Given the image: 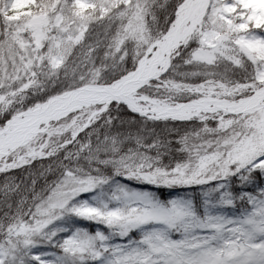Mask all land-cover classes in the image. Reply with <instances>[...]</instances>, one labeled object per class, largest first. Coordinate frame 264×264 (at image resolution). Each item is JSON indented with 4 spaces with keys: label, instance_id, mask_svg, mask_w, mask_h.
<instances>
[{
    "label": "trees",
    "instance_id": "16d2710c",
    "mask_svg": "<svg viewBox=\"0 0 264 264\" xmlns=\"http://www.w3.org/2000/svg\"><path fill=\"white\" fill-rule=\"evenodd\" d=\"M51 1L0 0V124L51 94L92 81L107 83L133 69L146 47L173 24L182 2L59 0L52 7ZM249 6L251 15L243 23L239 14L220 15L225 21L212 37L205 34V12L161 78L182 87L209 80L227 85L258 80V62L249 54L264 37L249 34L253 23L249 26L248 21L261 9L260 1L249 0ZM35 15L51 27L41 31L37 43L22 29ZM83 22L80 40L66 42V53L54 54L50 65L38 54L32 57L34 66L24 67L23 50L41 45L43 51L49 46L57 52L66 47L62 37L73 33L56 27ZM141 91L191 97L185 92L176 97L148 84ZM259 113L152 119L111 101L73 138V130L53 127L38 134L43 152L49 150L46 155L0 170V264H34L37 257L39 264H141L132 261L136 255L162 261V254L151 252L155 237L141 244L143 235L163 226L160 221L126 230L120 222L138 207L170 205L176 199L182 203L175 206L174 217L192 225L199 242L209 233V219L223 218L224 235L238 230L240 225L232 220L264 204L257 194L264 177L246 169L254 162L255 169L264 168V159L257 162L264 152V139H256ZM138 192L148 201L132 195ZM233 202L235 207L230 206ZM194 219L201 227L193 225ZM88 234L93 238L83 243Z\"/></svg>",
    "mask_w": 264,
    "mask_h": 264
},
{
    "label": "rangeland",
    "instance_id": "374dc122",
    "mask_svg": "<svg viewBox=\"0 0 264 264\" xmlns=\"http://www.w3.org/2000/svg\"><path fill=\"white\" fill-rule=\"evenodd\" d=\"M59 0H52L50 5L52 7H55V5H59ZM197 0H191V4H187L185 7V9L181 8L178 11V14L180 16H183V21L180 23L179 25V31H181L183 29L184 26L188 25L190 23V19L189 17H184L186 15V12L191 11L192 9H194L195 3ZM260 1V5H261V9L258 10L255 13V19L254 22L251 26L250 30L252 35H260L264 37V27H260L261 25H264V0H259ZM207 15H208V19H207V30L205 31L206 36L212 37L214 35L215 32L220 31V25L221 23H223V21H225V18H223L224 20L220 19V15H225V13H229V11H231V6H225L224 4V0H207V4L204 10ZM204 12V14H205ZM44 18L41 15H35L33 16L31 19H29L25 25L23 26V30L26 32H30L33 34L32 38L34 39L35 43H37L40 38H41V31L44 30H50L51 27H48L46 25V23H41L42 20ZM86 23L87 22H83L79 25H65V26H61V27H56L57 30L59 31H67L68 28L70 31H72L73 35L70 36H63L62 38V42L61 44H63V41H65V45L66 47H60V49H58V51L56 52L55 48L51 50V47L48 46V48L44 49V51L40 48H42L41 45H35L37 46V49L34 50H23V52H21L22 55H25V59H24V67L26 69H30L31 66H34V59L32 57L36 58V55L41 54V58L40 61L44 62V60L48 61V65H50V63H52L54 57H52L54 54H56L55 56L59 57L58 55H63L64 53L67 52V44L66 42L69 44L73 43V44H77V42L80 40L81 37V31L84 29V27L86 28ZM76 31V32H74ZM220 36V35H219ZM217 36V37H219ZM57 44V43H56ZM245 45H249V44H245ZM20 46L22 47H26L28 45H26L25 43L20 44ZM157 49V46H152L151 50H155ZM41 51V52H40ZM63 53V54H62ZM171 53V52H170ZM146 54L145 51L143 53V55ZM30 55V56H29ZM146 55H151L150 52H148ZM250 57L253 58V60H255V63L258 62V68H259V78L256 81H248V82H242V83H237V84H233V85H227L223 82H220L218 80H209V81H205V82H201L195 85V87L197 89H199L198 91H193V89H185L183 88L181 89H176V88H172V87H165L163 84H161L160 82H149L148 85L153 86V88H161L162 91L166 92V93H170L173 94L174 96L177 97V95H179V93L181 92H185V93H189V95L191 97H215V98H225L228 100H236L238 98L247 96L249 94H251L254 89L260 88L262 86H264V40L259 44V46L257 45L255 47V52H252L249 54ZM170 56V54H169ZM162 65H158V67L161 68ZM28 80V79H26ZM97 82V81H96ZM178 86V85H177ZM186 87V86H185ZM179 88V87H178ZM136 95L140 96V94L145 93V92H135ZM151 96V95H149ZM153 97V96H151ZM159 99H162L163 96H156ZM169 97V96H167ZM189 97V98H191ZM183 99H175L172 97H169L168 101L164 100L170 104H174L173 102L170 101H181ZM138 104L141 105L143 108H147L150 109L152 106H155L154 103L149 102L148 100L145 99H139ZM34 105H28V106H32ZM28 106L24 107L27 108ZM91 106V105H90ZM81 107H86V106H81ZM93 107V106H92ZM97 107V103L96 105L93 107L95 108ZM93 108L91 109H85V108H77L74 109L70 112L64 113L62 114V116H60L58 118V120H56V124L55 125H47L45 126L44 130H49L51 127H53L56 130H61V131H69V130H74L75 128H77L78 126H80L83 121L86 119V117L92 112ZM256 110L260 111L259 116L257 117L256 121H257V127L259 129L258 131V135L256 137V139L258 140H263L264 139V104L259 106L258 108H256ZM223 112L222 109H217L216 111H204V110H198L193 116H197V117H202L204 115L206 116H211V117H216L217 115L221 114ZM41 131L37 132L28 142H25V144L23 145H19L13 149H11L7 154H4L3 156H0V166H2V168H6L15 164H18L22 161H25L26 159H28V155L30 153H41L43 151L40 141L41 138L37 137V135L40 133ZM122 191V189L120 190ZM135 197L138 198H144L145 200L148 201V198L145 194L142 193H134L132 194ZM156 203H151L150 206L148 208H142V207H138L136 209H134L133 211L130 212V215L124 217V219L120 222L121 227L123 229H128L129 227L142 223L144 221H160L155 208L153 207V205ZM162 204V203H161ZM163 205H167L168 207L173 209L172 215L174 217L177 208L173 207L172 205H168V204H164ZM253 213L256 214L257 217L261 216L262 213H264V204L258 206ZM112 220H109L108 222H110ZM117 221V220H116ZM118 223V224H120ZM93 237L91 235L88 234L85 235V237L82 238L83 243H86L87 241L89 242ZM203 243V242H202ZM159 242H157L156 247H159ZM137 256V255H136ZM134 257L132 259V261H138L139 263H144L146 264V261L149 260L147 263H151L153 262L151 259L149 258H144L143 256L141 257ZM161 259H164V255H162Z\"/></svg>",
    "mask_w": 264,
    "mask_h": 264
},
{
    "label": "snow or ice",
    "instance_id": "6c2138e0",
    "mask_svg": "<svg viewBox=\"0 0 264 264\" xmlns=\"http://www.w3.org/2000/svg\"><path fill=\"white\" fill-rule=\"evenodd\" d=\"M225 6H231V13H225L226 17L239 14L238 19L243 23L247 16L251 15L249 0H224ZM255 17L248 21V25L254 22ZM260 27H264L261 25ZM264 156L257 157V162ZM251 169L255 175L264 177V168ZM193 186V185H183ZM257 194L264 198V188H258ZM243 195V194H242ZM249 199L252 194H247ZM264 203V199L261 200ZM179 199L170 201L173 207L181 204ZM230 206L235 207L233 202ZM156 214L163 225L153 228L149 233L141 237V244H149L152 237L159 242V247H152V253L164 255L162 261H153L151 264H264V213L257 217L252 211H248L243 217L233 219V224H239L236 231L229 230V235L220 231L222 219L216 217L209 219L207 224L211 226L204 242H199L192 225L185 222L182 216L173 217V209L163 204H154ZM255 204L249 205V209ZM196 228L201 227L199 220H193ZM139 229H133L138 231ZM173 232L177 238L173 239ZM34 264H39V257Z\"/></svg>",
    "mask_w": 264,
    "mask_h": 264
},
{
    "label": "bare ground",
    "instance_id": "6f19581e",
    "mask_svg": "<svg viewBox=\"0 0 264 264\" xmlns=\"http://www.w3.org/2000/svg\"><path fill=\"white\" fill-rule=\"evenodd\" d=\"M191 4V0H187L185 6L187 4ZM184 6V7H185ZM185 9V8H183ZM182 16L179 15V19H181ZM181 23V21H180ZM177 28L171 29L164 37L157 43V49L151 50V48L147 51L151 53V55H146L143 57V59L139 62V65L137 69L131 73H128L127 75L123 76L122 79H120L117 83H114L113 86H111L110 90L100 91L99 94L94 95L91 99L90 98H84V99H78L72 98L71 102H60L61 106L59 108L53 109L54 102L52 101L49 103L50 105L42 106L37 105L36 107H32L30 109V113H25L23 115H20L18 117H15L11 120V123H8L4 130L1 132L0 136L2 138L1 141V147H0V156H3L4 154H7L11 149L18 146L20 141L25 142L27 139L24 138L25 136H29L34 130L37 128H42L45 125L48 124V122L55 118L60 117L64 113L66 109L69 108H79L83 105H93L95 103H101L104 104L106 101L109 100V97H105L107 95H111L115 98H123L127 101H130L133 105L137 106L140 96L136 95V89L139 81L142 77L148 74H155L160 67L158 65H162L164 62L165 57V48L168 46L171 41L174 39V35L176 34V31L179 32V25ZM167 31V30H166ZM98 99L97 102H92V100ZM258 94L255 93L251 97H249L246 100H239L243 104L247 105H253L256 102H259L261 100H258ZM264 100V99H262ZM236 105H233L232 107H237V101ZM235 104V103H234ZM157 107V110L162 111H190L191 112H197L198 110H204V111H216L220 106L224 108H230L232 103L231 101H221L216 102L213 101V99L209 97H202L201 99L197 101H190L185 103L184 105H181L179 108L170 106L169 104H155ZM139 106V105H138ZM239 106V105H238ZM62 107V108H61ZM67 113V112H65ZM23 121L22 124H17V122ZM26 121V122H24ZM44 123V126L41 124Z\"/></svg>",
    "mask_w": 264,
    "mask_h": 264
},
{
    "label": "water",
    "instance_id": "95a60500",
    "mask_svg": "<svg viewBox=\"0 0 264 264\" xmlns=\"http://www.w3.org/2000/svg\"><path fill=\"white\" fill-rule=\"evenodd\" d=\"M187 0H184L181 5L178 7L177 11H179L182 7L185 6ZM207 4V0H197L196 3H195V6H194V9L191 10V11H188L186 12V15L184 17H189V19L191 20L190 23L185 26L180 32L176 31V34L174 35V39L173 41H171V43L168 44V46H166L165 48V57H164V62L162 64V68L159 69L155 74H148V75H145L144 77L141 78V80L139 81L138 85H137V88L141 87L144 83H146L147 81L151 80V79H155L159 74H161L165 69L166 67L168 66V63H169V54L171 51H173L177 46L178 44L180 43V40H183L187 34L190 33V31L195 27V25L199 22L204 10H205V6ZM179 24V19L178 17L175 18V23H174V26L171 27L167 33L175 28H177ZM166 33V34H167ZM160 40H156L154 41L149 47L147 50H149V48L152 46V45H155L159 42ZM143 58V57H142ZM141 58V59H142ZM141 59L138 61V65H139V62L141 61ZM138 67V66H137ZM136 67V69H137ZM136 69H134L133 71H135ZM133 71H130L129 73L133 72ZM125 76V75H124ZM123 76L115 79L114 81H112L111 83H108V84H102V83H85V84H82V85H79V86H76L74 88H71V89H67L61 93H58V94H54V95H51L49 96L46 100L42 101V102H39V103H35L33 106L31 107H28L26 109H23V110H20L16 113H14L7 121H5V123L0 127V134L1 132L4 130V127L8 124V123H11V120L14 119L15 117H18L20 115H23L25 113H30V109L32 107H36L37 105H42L43 107L46 106V105H50L49 103H51L52 101L54 102V104H51V105H54L53 106V109L55 108H59L61 106V104H59L60 102L64 101V102H71L72 98H74L73 100H75L76 98L78 99H84V98H92L94 95L96 94H99L100 91H105V90H110L111 89V86H113L114 83H117L120 79H122ZM257 93L258 94V100H261L264 98V86L260 87V88H257L254 90L253 93H251L250 95L246 96V97H243V98H239L238 101H237V107H232L233 105H236V102L234 101H231L232 105L230 108H227L224 110V112L226 113H233V112H241V111H252L256 108H258L259 106L263 105L264 102H256L255 104L253 105H247V104H243V105H240L242 104L239 100H246L248 99L249 97H251L253 94ZM113 95V94H111ZM111 95H107L105 97H109V100L106 101V103L102 104L100 106L99 109L96 110L97 111H100L102 110L107 103H109L111 100H117V101H121L123 103H125L127 105V107L129 109H131L132 111L136 112L137 114H140V115H143V116H146V117H150V118H165V117H168V118H174V119H187L189 118L191 115H193L195 112H191L190 111H162V110H157L156 108H151V109H147V108H142L140 106H135L133 105L130 101H127L123 98H115V97H112ZM147 97V96H145ZM147 99H150V100H153V101H156L157 98H150V97H147ZM213 99V101H216V102H219V101H227L225 99H219V98H211ZM197 101L196 99H193V100H189V101H182V102H175L174 105H170L172 107H174L175 105H177L176 107H180L181 105H184L185 103L187 102H190V101ZM257 100V101H258ZM98 99H95V100H92V102H97ZM160 101V100H158ZM235 103V104H234ZM239 105V106H238ZM222 106H220L221 108ZM62 108V107H61ZM75 108H69V109H66L64 111L65 112H69V111H72L74 110ZM63 113V114H64ZM53 119H57V117L53 118ZM26 122V121H24ZM87 120L83 123L82 127L84 125L87 124ZM23 121L21 122H17V124H22ZM81 127V128H82ZM81 128H79L78 130H80ZM42 129V128H41ZM40 128H37L36 130H34L29 136H25L24 138L26 139H30L37 131L41 130ZM77 130V131H78ZM76 131V132H77ZM1 141H2V138L0 136V147H1ZM23 141L19 144H22Z\"/></svg>",
    "mask_w": 264,
    "mask_h": 264
}]
</instances>
